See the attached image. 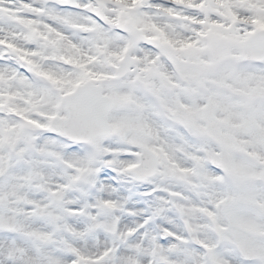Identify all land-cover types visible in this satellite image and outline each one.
I'll return each instance as SVG.
<instances>
[{
  "label": "snow or ice",
  "instance_id": "obj_1",
  "mask_svg": "<svg viewBox=\"0 0 264 264\" xmlns=\"http://www.w3.org/2000/svg\"><path fill=\"white\" fill-rule=\"evenodd\" d=\"M0 264H264V0H0Z\"/></svg>",
  "mask_w": 264,
  "mask_h": 264
}]
</instances>
